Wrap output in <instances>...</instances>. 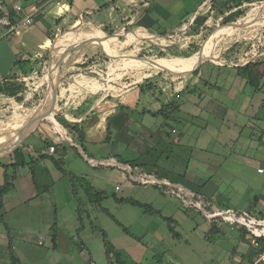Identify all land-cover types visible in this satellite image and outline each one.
I'll use <instances>...</instances> for the list:
<instances>
[{"label":"crops","instance_id":"obj_1","mask_svg":"<svg viewBox=\"0 0 264 264\" xmlns=\"http://www.w3.org/2000/svg\"><path fill=\"white\" fill-rule=\"evenodd\" d=\"M211 1L196 0L194 1L196 3L195 9L189 11L183 5L188 0H108L100 6H98L99 1L94 0V5L87 7L84 15L80 11V15L76 16L72 13L73 9H77L74 5L75 0H46L39 6L33 2L29 6H25L22 16L26 15L31 5L39 8L31 24L25 25L18 21L11 27L7 25V32L2 38L3 33L0 28V39H7V42L0 47V82L12 73L23 72L20 64H16L18 60L26 61L24 66L33 68L31 75L22 78L27 82V86L31 91L27 92L28 94L26 93L22 101H17L12 97L7 98L14 99L12 102L15 109H18L21 105L17 102L28 101L37 92L43 80H46L48 85L46 96L35 110L25 115H21L16 111L12 122L0 125V186L5 182L6 170L15 174L14 189L5 195V203L15 197H20L21 204L31 199L30 201L35 202L32 206V217L40 220V217L44 215L42 213L40 215L36 214V211L41 212V205L38 203L41 191L38 188L46 190V187L49 186V189L52 187V185L46 184V174L51 169L46 161L50 160L55 164L57 159L62 158L65 164L68 163L69 165L72 162V165H69V171L75 174L86 173L85 168L87 167L83 166L77 158H74V155L77 152L84 153L89 146L93 145L107 149L106 146H110L112 137L114 138L111 142L113 146L121 142L123 144L121 149L131 151L132 157H124L120 153L114 154L113 151L107 150L105 154H108V162L102 160L100 163L105 162L113 166L128 167L132 174L137 173L140 176H149L160 181L165 180L172 187L184 188L188 192L194 191L198 194L202 193L194 189L201 186L200 181L204 177L201 172L195 169L199 167L198 164L201 160H196L194 157L187 160L184 156V147H189L187 140H194V146L206 154H209L214 148L217 150L218 148H224V152L216 153L220 156L225 155L228 146H231L233 142L237 143L244 140L243 147L247 146L249 149L251 146L257 145L254 142L256 139L253 138L256 130L259 133V138H264V49L260 48L261 46L264 47V39L259 43V46H256L255 43L254 47L243 53L232 52L229 50L230 47L218 51V45L223 41L221 40L216 47L217 52H214L217 56L214 54L210 57V55L204 54V58L200 59L193 69V63H190L189 66L188 64H182L188 71L176 72L172 76H165L164 74L153 76L147 73L152 68L171 70L170 67H166L167 62L164 60L154 61L155 59L150 58L149 60H153L150 63L145 58L129 56L119 64H109V74H113L116 70H146V74H144L146 80L141 81L140 79V81L124 90H113L115 87L110 83L106 84L95 77H90L84 71L79 72L80 67L82 69L83 64L88 61V51H100V55L106 58L117 57L120 51L132 42L161 36L159 30H164V28L173 29L176 32L181 30L180 24L183 21L190 22L191 19L195 21L197 16L208 15L204 12V9L210 7L208 4ZM116 2L128 8L132 4V9L135 10L128 15L123 14L126 12L123 11L126 8L122 10L120 7H115L120 12V15L116 18L122 19L124 22L120 21V32H109L107 27L114 28L115 25L112 18L108 17L110 20L108 25V21L101 20L97 14L107 10L110 4ZM138 4L140 7H138ZM46 7L50 10V13H53L56 8L71 12L72 15L67 16L66 19L71 20L68 25L76 31L65 33L59 37L51 66L43 75L41 81L38 82L34 80V76L43 65L44 57L47 58L49 54L51 55L54 42L61 34L54 32L52 24L43 18L42 15L45 13L43 11ZM84 17H87V19H84ZM159 20L171 22L168 25L160 26ZM130 25L137 28L135 32L130 31L133 32L131 42L128 38L121 41V36L126 35L127 37L126 33L128 32L126 30ZM204 25L205 23L202 26L204 27ZM235 25L238 24L235 23ZM202 26L200 25V28H203ZM238 27H241V29L232 35L241 37L244 26L238 25ZM255 29L252 28V31ZM231 36L226 37V39ZM88 38L99 40H94L76 49L66 56L62 62L63 75L58 86V97L53 114L27 128L23 138L19 142L16 141L20 130L32 117L49 110L52 100V84L53 82L57 83L59 75L57 61L64 49ZM241 42L240 38L234 44L239 46ZM202 50L203 47L199 52L201 53ZM2 53H5V55ZM224 54L229 58H224ZM250 54L252 57H257L256 61L261 62L258 69L262 73L261 89L251 94L247 92L249 85L247 79L239 70L240 67L254 60L246 57ZM72 55H75L76 58H72ZM101 59L97 58L96 61L100 62ZM28 60H30L29 63ZM206 62L210 64L207 65ZM71 72L77 73L72 74ZM120 75L117 74L116 76L120 77ZM147 79L158 84L154 92L142 91L140 84L147 81ZM158 91L160 96L157 95ZM172 101L176 109L178 108L176 114L181 119L180 123L182 125L180 123L178 125L175 120L165 119V113L162 112L163 106ZM135 113L140 118L136 119ZM159 116L163 120H157ZM226 120H229V124L224 127L222 123ZM252 120L256 122L255 125ZM146 121L149 123H146ZM153 122L155 125L152 124ZM14 142L17 144L12 148ZM50 145L56 146L55 152H49ZM84 147L86 148L84 149ZM154 147L159 150L156 154L158 157L154 160L141 158L134 167L130 163L122 161H132L140 156H146ZM122 150L119 151L123 152ZM184 158L187 160V168L183 177L175 170V164L183 162ZM229 158L233 162H238L237 159L243 158L245 163L251 164L249 162L250 157H241L234 152H231ZM83 160L90 167H92L91 164L95 165L98 162L92 155L88 159L83 158ZM214 160L208 159L207 162L203 160V164L213 163ZM24 161L27 163L17 168L12 167L16 162L21 163ZM29 162L36 163V167L38 166L35 173L31 168L33 164L29 165V171H21V167H26ZM164 162L165 164H163ZM194 163L198 164L193 165ZM263 164L261 162L257 166V170L259 166H264ZM214 194L217 195V193ZM220 198H223V196ZM2 225L8 231L10 239L3 241L0 232V244L3 246V242L7 241V244H4V250L0 249V264H10L12 261L8 243H12L13 250L15 248L10 235L11 226L7 220H5V223L0 222V228ZM243 237L240 238L238 249L232 254L225 255L223 261L216 264H264V260L260 258L262 249L252 245V236L248 237V242H243ZM55 240L54 236V243ZM16 257L18 260L22 259V256ZM158 260L157 264H184L171 258ZM137 263L142 264L141 262Z\"/></svg>","mask_w":264,"mask_h":264},{"label":"rangeland","instance_id":"obj_2","mask_svg":"<svg viewBox=\"0 0 264 264\" xmlns=\"http://www.w3.org/2000/svg\"><path fill=\"white\" fill-rule=\"evenodd\" d=\"M93 1L75 0L74 5H76L77 9H73L72 13L79 16L81 11L84 15L87 11L86 8L94 5ZM98 1V6L108 2V0ZM194 1L196 0H188L183 5L188 8L187 10L193 11L196 7ZM0 2L2 6L0 9L7 6L14 7L18 4L25 8L32 2L39 6L42 3L41 0H0ZM208 6L210 7L204 9V12L208 14V18L204 27L201 25L203 28H200L196 23L194 24V19H191L190 22H186L180 27L181 30L172 31L161 36L155 35L156 38H144L138 42L126 45L120 51L119 56L114 58H106L100 55V51L90 50L87 55L88 61L83 64L82 69L80 67L79 72L82 73L84 71L90 77H95L106 84L110 83V85L115 87L113 90H124L140 81V79L141 81L146 80L144 77L146 70H116L113 74H109V64H119L129 56L145 58L150 63L153 62L149 60L150 58L155 59L154 61L164 60L167 62L166 67H170L171 70L152 68L147 73L153 76L161 74L172 76L176 72L188 71V69L184 68V65L177 61L184 56H176V54L191 56L199 52L208 38L220 26L238 23L239 26H244V31L241 37L232 35L241 29V27L237 26L230 32L213 36L205 47L208 50L205 54L210 55V57L216 54L214 52H217L216 47L221 40L223 41L219 43L218 51L226 50V48L230 47L231 49L229 50L232 52L243 53L254 47L255 43L256 46H259V43L264 39V0L244 4L246 8L245 16L228 24L223 23L225 15L219 14V9L214 8L212 2ZM115 7H120L122 10L126 8L123 10L126 11L123 14L128 15L135 10L132 9V4L128 8L116 2L115 4H110L107 10L97 14L101 20H107L108 25L110 22L108 17L112 18L115 25L114 28H111V26L107 27L109 32H120L119 26L122 19L116 18L120 15V12ZM43 13V18L52 24L53 31L61 34L54 42L51 55L49 54L48 58L44 57L43 65L34 76V80L38 82L41 81V78L51 66L59 37L65 33L76 31L68 25L71 20L69 18L66 19L67 16L72 15L71 12L56 8L53 13H50V10L46 7ZM64 14L66 15L63 16ZM84 19H87V17H84ZM122 22L124 21L122 20ZM170 22L159 20L158 23L163 26L168 25ZM0 24L3 33L1 35L2 38L7 32L8 26ZM252 28L256 29L252 31ZM130 31H137L136 26L130 25L128 30H126L128 32L126 33L127 37L126 35L121 36V41H125L128 38L129 42H131L133 32ZM161 31L164 30H159V32ZM228 36L231 37L226 39ZM240 38L242 40L241 45L235 46L234 42ZM6 42L7 39H0V47ZM260 48L264 49L262 46ZM161 52L163 53L162 56ZM2 54L5 55V53ZM223 57L229 58L225 54ZM246 57L250 59L257 58L252 57L251 54ZM72 58H76V56L72 55ZM97 58L102 59L97 62ZM182 62L188 64V66L190 65L188 60ZM206 64L209 65L210 63L206 62ZM160 71L162 73H159ZM117 74H121L120 77L116 76ZM62 75L63 71L61 70L58 79L61 80ZM109 78L111 80H108ZM151 78L153 77L151 76ZM47 89L46 80H43L37 92L28 101L17 102L21 104L18 109L13 106L12 100L14 99L0 97V125L12 122L16 111L21 115H25L35 110L46 96ZM30 91L28 88L25 95ZM255 91L251 85H248L247 92L251 94ZM159 94L158 91L157 95L160 96ZM134 116L136 119L140 118L137 113ZM161 119L159 116L157 120ZM252 122L255 125L256 122L254 120ZM152 124L155 125L154 122ZM228 124L229 120H226V122L222 123V126L225 127ZM180 125L182 124L180 123ZM253 138L256 139L254 142L257 143L254 147L251 146L250 149L247 146L243 147L244 140L237 143L233 142L231 146H228V150L223 156L216 153L224 152V148H218V150L214 148L209 154H206L194 146V140H187L189 147H184V149L188 153L183 150L185 152L184 156L187 160L192 159V157L196 160H201L199 164L194 163L193 165H199L195 170L201 172L204 177L200 181L201 186H197L200 189L194 190L202 193L211 202L215 199L216 203H228L229 206L251 212L254 216L259 214V211L264 210L259 203L260 201L257 203L256 198V196H261V200H264V173L257 170V166L261 162L264 163V138H259L257 130L253 134ZM113 140L114 138L112 137L111 142ZM111 142L109 147L106 146L107 149L93 145L89 146L84 153L77 152L74 155V158H77L83 166L87 167L85 168L86 173H76L84 175L96 190L104 192L103 199L99 202L91 201L85 189L81 186L78 187L75 194L71 187L69 175L61 173L50 160L46 161L51 167L46 174V184L52 185V187L46 190L39 188L41 196L38 198V203L41 205V212L36 211V214L40 215L42 213L44 215L40 217V220L32 217V206L35 202L30 201L31 199L24 204L20 203V197L6 201L3 212H5V220L11 226L10 235L15 247L13 252L16 256H22V259L18 260L16 264H109L103 232L107 234L112 244L129 262L137 261L142 264H157L158 259L168 260V258L184 264H216L219 261H223L225 255L232 254L238 249L241 236H244L243 242H248V237L251 234L248 229L240 224H236L237 226L233 229L229 224H222L217 232L210 230L213 223L205 217L198 207L188 204L187 194L189 192L186 189L175 188L168 184L159 183L156 180L154 182H145L144 180H147V178L144 177L147 176H140L137 173L132 174L128 167L113 166L110 163H105L108 162V154H105L107 150L113 151L114 154L120 153L124 157H132L131 151L121 149L123 147L121 142L115 144V146ZM231 152L237 153L241 157H250L249 162L251 164L245 163L243 158L237 159L238 162H233L232 159H228ZM91 155L98 161L95 165L90 163L92 167L83 160V158L88 159ZM208 159H215V162L204 165L203 160L207 162ZM102 160L105 162L100 163ZM187 160L184 158L183 162L175 164V170L179 175H183L186 171ZM71 163H69L70 166L72 165ZM29 165L32 170H38L36 163L29 162L26 167H21V171H29ZM64 165L67 169H70L68 163ZM212 174L215 175L212 177ZM170 178L172 177L170 176ZM152 179L153 177H150V180ZM117 185L120 186L119 190L115 188ZM214 193H217V195ZM221 196L223 198H220ZM123 198L150 204L158 213L148 212L142 207L119 201V199ZM166 217L173 218L171 224L175 232L170 230L171 226ZM123 226L126 227V230L123 229ZM52 227L53 229H51ZM0 232L3 241L10 239L4 225L1 226ZM54 235H56L55 243L53 241ZM40 240L44 244H40ZM7 241L3 242V246L0 244L1 250H4V244H7Z\"/></svg>","mask_w":264,"mask_h":264},{"label":"trees","instance_id":"obj_3","mask_svg":"<svg viewBox=\"0 0 264 264\" xmlns=\"http://www.w3.org/2000/svg\"><path fill=\"white\" fill-rule=\"evenodd\" d=\"M46 0H41V2L43 3ZM256 1H262V0H212V5L214 6V8L219 9L218 13L221 15H225L223 18V23L224 24H228L231 23L233 21H237L239 18L245 16L246 14V8L244 7V4L246 3H253ZM23 12L21 13H17L16 10L14 9V7L11 6H7L5 7L4 10L0 11V16H5L7 15L9 20H10V24L8 25L9 27H11L13 24L17 23L18 21H20V19L23 17L22 16ZM208 18V15H204V16H197V18L194 21V24L196 23L197 25H203L206 21V19ZM184 22L187 21H183L180 24V27L184 24ZM238 24V23H237ZM238 25H226V26H220L209 38L208 40L204 43L203 45V50L202 52H197L192 54L191 56L184 54V55H179L176 54V56H184L182 57V59H186L185 61H189L190 63H193L192 69L197 65L198 61L200 59H203V55L208 52L207 49H205L207 42H209V40L216 35H220V34H224L227 32H230L232 30H234ZM173 29H166L164 28V31H161L160 34L164 35L167 34L169 32H172ZM55 38V36L53 37V39ZM161 56L163 55V53H160ZM189 56V57H186ZM217 56V54L215 55ZM48 58V56H47ZM177 60L180 64H184V60ZM191 59V60H190ZM174 60H176L174 58ZM257 59L251 60L249 61L247 64H245L244 66L240 67V73L246 77L247 79V83L249 85H251L255 90H259L262 87V73L259 71L258 66L261 63L260 61H256ZM30 62V60H28V63ZM16 64H20V67L22 68L21 73H12L10 75L7 76V78L0 82V97H12L15 98L17 101H22L25 97V92L28 89L27 86V82L25 80H23V77H27L29 75L32 74L33 72V68H28L25 67L24 65H26V61L23 60H18ZM161 73V71H160ZM158 86V84L150 79H147V81H145L144 83L140 84V87L142 89L143 92H148V91H153L154 89ZM164 111V115H165V119H170V120H175V122L177 124H179L181 122V119L179 117H177L176 112L178 111V108L176 109V107L174 106L173 101L167 103L165 106H163L162 112ZM159 152L157 147H154L152 150L149 151L148 154H146V156H140L135 160L132 161H126V160H122L124 163H130L132 167H134L135 165H137V163H139V159H145V158H150L151 160H154V158H157L158 156H156V154ZM157 160V159H156ZM155 160V161H156ZM27 162H16L15 164H13L12 167L17 168L18 166L22 165V164H26ZM64 160L62 158L57 159L55 161V165L56 167L64 174V175H69L71 183H72V188H73V192L76 194L78 187L81 186L85 189V192L87 193V195L90 197L91 201H100L103 199L104 196V192L103 191H99L96 190L95 187L92 185V183L90 181H88L86 179L85 176L83 175H78L75 174L74 172L69 171L65 165H64ZM175 172V171H173ZM35 173V171H34ZM176 173V172H175ZM184 177V174H183ZM14 178H15V174L14 173H9L8 170H6L5 173V182L0 186V222L5 223V215L3 212V207H4V203H5V195L10 193L13 189H14ZM39 189V188H38ZM46 189H49V186L46 187ZM257 198V203L258 201H260L259 203L262 205V209H264V200H261V196H256ZM119 201H121L122 203H131L132 205L135 206H139L144 208L146 211L148 212H154V213H158L157 210H155L152 205L150 204H146L143 202H140L138 200H133V199H119ZM213 204H218L216 206H218L219 208H232L231 206L228 205V203L222 204V203H216V200H212ZM234 208V207H233ZM235 209H238L237 207H235ZM251 215H253L251 212H249ZM256 217L258 218H264V210L259 211V214L256 215ZM166 220H168L169 224H170V230L175 232L174 227L172 226V221L173 218L172 217H166ZM119 222V221H118ZM120 223V222H119ZM53 229V227L51 228ZM123 229L126 230V227L123 226ZM212 231L217 232L219 230V225L217 224H213L211 229ZM251 234V233H250ZM104 235V244H105V249H106V255L109 261V264H138L137 262H129L122 254L119 250L116 249V247L112 244V242L110 241L109 237L107 236V234L105 232H103ZM56 238V235H54ZM261 242H263V240L260 239ZM8 248H9V252H10V256H11V261L12 263L16 264L18 259L16 257V255L13 252V246L12 243L9 242L8 243ZM87 264H93V263H87Z\"/></svg>","mask_w":264,"mask_h":264},{"label":"built area","instance_id":"obj_4","mask_svg":"<svg viewBox=\"0 0 264 264\" xmlns=\"http://www.w3.org/2000/svg\"><path fill=\"white\" fill-rule=\"evenodd\" d=\"M1 3V2H0ZM0 7L1 4H0ZM0 9V11L4 10ZM14 9L17 13L23 12L24 7L22 5H15ZM39 11V8L35 5H31L29 7L28 12L26 15H24L20 21L24 23L25 25H29L33 22V17L35 14H37ZM0 23L9 25L10 20L7 15L0 16ZM56 146L50 145L49 146V152H55ZM258 172L264 173V166L258 167ZM147 178V180H144L145 182H154L156 180L159 183L168 184L167 181L163 180H157L153 178L150 180V177H144ZM152 178V177H151ZM172 186V185H171ZM116 190L120 189V186L117 185ZM187 202L188 204L193 205L194 207H198L205 215V217L212 222L213 224L222 225V224H229L231 225V228H235L237 225L240 224L251 233V243L252 245L261 248L262 251L260 253V258L264 260V218H258L254 215H251L249 212L242 210V209H234V208H219L211 200H207L202 194H198L194 191H190L187 194ZM263 240V242L260 241ZM40 244H43V241L40 240Z\"/></svg>","mask_w":264,"mask_h":264},{"label":"water","instance_id":"obj_5","mask_svg":"<svg viewBox=\"0 0 264 264\" xmlns=\"http://www.w3.org/2000/svg\"><path fill=\"white\" fill-rule=\"evenodd\" d=\"M94 40H99V39H92V38H88L82 42H79L77 44H73L72 46H68L64 49V51L62 52V54L60 55L58 61H57V66H58V70L59 72L61 71V65H62V62L64 61L65 57L68 56L70 53H72L73 51H75L76 49H79L81 48L82 46L86 45V44H89L91 43L92 41ZM150 61H153V60H150ZM51 74V72H50ZM60 84V79H58L57 83L53 82L52 84V100H51V106L49 108V110H47V112H44V113H40V114H37L36 116L32 117L28 122L27 124L20 130L19 132V135H18V138L16 141H20L24 134H25V131L27 128H29L30 126H32L34 123L38 122V121H41L43 119H46L48 116L52 115L53 112H54V108H55V105H56V102H57V97H58V86ZM16 142H14V144L12 145V148L16 146Z\"/></svg>","mask_w":264,"mask_h":264},{"label":"bare ground","instance_id":"obj_6","mask_svg":"<svg viewBox=\"0 0 264 264\" xmlns=\"http://www.w3.org/2000/svg\"><path fill=\"white\" fill-rule=\"evenodd\" d=\"M183 60H186V59H183ZM191 60V59H190Z\"/></svg>","mask_w":264,"mask_h":264}]
</instances>
